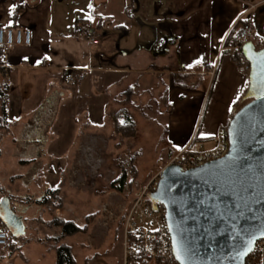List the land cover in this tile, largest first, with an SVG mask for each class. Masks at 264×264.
Masks as SVG:
<instances>
[{
  "label": "crops",
  "instance_id": "obj_1",
  "mask_svg": "<svg viewBox=\"0 0 264 264\" xmlns=\"http://www.w3.org/2000/svg\"><path fill=\"white\" fill-rule=\"evenodd\" d=\"M259 8L264 0H0V28L32 34L30 46L12 48L0 65L8 86L0 108V186L23 217L26 234L28 221L49 223L52 215L79 226L60 207L51 214V205L39 202L54 185L62 198L68 194L70 160L85 134H106L116 145L112 134L121 111L136 124L124 147L138 170L159 163L164 171L178 152L211 148L248 89V73L233 61L227 37L244 18L254 29L253 47L264 43ZM87 32H94L97 44L84 37ZM73 72L86 73L85 80L69 85ZM27 150L40 161L24 163L17 154ZM11 169L20 173L6 176ZM39 169L47 172L30 178ZM11 186L23 188L22 202L13 201ZM130 208L116 233L121 264ZM65 209L80 215L75 205ZM36 231L32 227L28 241L18 244L20 253L7 257L6 247L0 248V259L6 256L0 264H57L59 245L53 250L38 241ZM79 255H73L76 263Z\"/></svg>",
  "mask_w": 264,
  "mask_h": 264
},
{
  "label": "water",
  "instance_id": "obj_2",
  "mask_svg": "<svg viewBox=\"0 0 264 264\" xmlns=\"http://www.w3.org/2000/svg\"><path fill=\"white\" fill-rule=\"evenodd\" d=\"M242 53L250 66L243 98L249 101L228 123L227 154L193 170L167 167L148 196L166 210L178 264H244L264 239V47L248 43ZM0 221L12 237L26 235L7 196L0 201ZM181 243L191 249L188 258Z\"/></svg>",
  "mask_w": 264,
  "mask_h": 264
},
{
  "label": "rangeland",
  "instance_id": "obj_3",
  "mask_svg": "<svg viewBox=\"0 0 264 264\" xmlns=\"http://www.w3.org/2000/svg\"><path fill=\"white\" fill-rule=\"evenodd\" d=\"M260 10H264V8L257 10L258 18H260ZM263 46L264 43L259 44L257 48ZM247 101L241 102L240 107ZM112 138L116 141V145H113V142H111V137L108 138L103 133H100V135L88 133L79 140V151L73 153V158L70 160L72 162V169L68 173L69 183L67 182L66 185L68 194L64 198L61 197V193L58 195L62 202L60 210L53 205L50 206L51 208H48L51 214L58 210L62 211L60 214L64 217H73L77 224H79V227L85 228V231L63 238L60 243L56 244L53 241L46 240V238L54 237V231L57 230V227H48L46 225L55 220L53 215V221L49 223H45L41 219L40 223H37V220L27 222L29 229L26 235L28 237H30L32 227H35L37 229V237L43 238L44 242L48 243L53 250H55L54 247L64 243L71 246L73 255L75 252L81 251L82 256H77L76 264H87V261L91 260H93L92 264H121V240L116 241L118 224L125 215L129 205L131 206L138 197L140 191L148 186L152 188L155 184V179L160 177L164 169L161 168V164L152 163L151 165L149 164L148 168H141L139 171L130 162L133 153L127 152L124 147V143L127 140H122L115 133V130L113 131ZM17 156L24 159V163H30V161L36 163L40 161L34 152L28 150L19 155L17 154ZM123 170L127 173V182L125 189L121 192L113 187V183L121 176ZM44 171L47 172V169ZM44 171L39 169L35 173L33 172L34 176L31 174L29 176L36 180L35 176L40 172L44 173ZM18 173L20 172L11 169L6 176L16 177ZM41 177L40 173V177L38 176V178ZM10 181L13 185L17 182L16 178H11ZM142 181L144 182L142 183ZM44 187L45 181H43L40 187V194L44 193ZM11 188L13 187L11 186ZM20 188L18 187L17 192L13 188L12 195L14 196H12V199L15 202L20 200L19 197L23 196L24 191L21 190L23 188ZM57 188L58 186L54 185L48 191H53ZM0 190L1 195L6 194V190L3 187L0 186ZM15 195H18V198ZM12 205H14L13 202ZM74 205L79 209L80 215L75 210L65 209ZM40 225L43 226L40 227ZM45 234L47 237L43 236ZM59 234H61V231Z\"/></svg>",
  "mask_w": 264,
  "mask_h": 264
},
{
  "label": "built area",
  "instance_id": "obj_4",
  "mask_svg": "<svg viewBox=\"0 0 264 264\" xmlns=\"http://www.w3.org/2000/svg\"><path fill=\"white\" fill-rule=\"evenodd\" d=\"M251 9L254 6H250ZM85 33L84 37L91 43L97 44L98 37ZM254 38L251 23L242 19L236 44L230 48L232 53H239L242 47ZM32 34L30 31L0 28V47L5 52L6 62L10 50L18 46H30ZM6 68V65H5ZM244 71L249 72L245 66ZM86 78V73H72L67 78L69 85H75ZM229 150L228 124L220 125L213 139V146L201 152L181 151L172 159L171 165L178 166L184 171L197 169L208 163L222 159ZM160 177L155 179L154 186L144 188L134 200L124 222L123 264H178L174 255L172 236L169 231L166 210L161 206L154 207L149 195L158 189ZM10 245V232L5 228L0 230V248ZM244 264H264V239L258 240L252 252L246 257Z\"/></svg>",
  "mask_w": 264,
  "mask_h": 264
},
{
  "label": "trees",
  "instance_id": "obj_5",
  "mask_svg": "<svg viewBox=\"0 0 264 264\" xmlns=\"http://www.w3.org/2000/svg\"><path fill=\"white\" fill-rule=\"evenodd\" d=\"M237 26V25H236ZM235 26V27H236ZM101 27V24L99 25ZM238 35V31L235 32L233 29L232 32L229 34L226 40V47H232L236 44V38ZM256 50H258L257 47H255ZM5 50L3 47H0V65H2V56L4 54ZM233 61L235 64L239 67V69L242 72L244 71L245 66H249L247 60L245 59V56L242 53V50L239 53H232ZM77 73V72H73ZM247 73V71H246ZM249 73V72H248ZM8 93V86L5 84V75L3 73V70H0V108L2 107V99L7 95ZM245 94L241 99H239L235 104L234 108L235 110L233 111L230 119L234 115V113L239 110L241 107V102L243 101ZM244 105V104H243ZM115 128V133L121 137L122 140H128L133 138L136 135V124L134 120L128 116L127 112L121 111L117 116L114 124ZM123 173L121 176L113 183V187L122 191L123 187L126 186L127 182V173L125 170L122 171ZM1 191V190H0ZM60 194V190H55V191H50L48 192L47 196L39 202L40 204H50L53 205L57 208L61 207L62 202L61 199H59L58 195ZM5 195H2V198ZM8 196V195H7ZM10 199L11 197L8 196ZM157 206H161L159 203H157ZM37 223H40V220L36 221ZM1 227L5 228L3 223L0 221ZM48 227L53 226L61 229V234L51 237V238H46L47 241H53L54 243L58 244L63 238L74 236L80 232L85 231V228H81L78 225H76L74 222H69V221H64L61 219H55L53 222L50 224H46ZM29 237L25 235L24 237L21 238H14L10 235V245L5 248L6 250V256L11 257V255H14L16 253H20L21 251V246H19V243H26L28 241ZM38 241L44 242L45 240L43 238H38ZM57 252V264H76L75 259L72 254V249L65 245L64 243L60 244L58 248L56 249ZM4 256V258L6 257ZM2 258V259H4ZM0 259V260H2Z\"/></svg>",
  "mask_w": 264,
  "mask_h": 264
},
{
  "label": "snow or ice",
  "instance_id": "obj_6",
  "mask_svg": "<svg viewBox=\"0 0 264 264\" xmlns=\"http://www.w3.org/2000/svg\"><path fill=\"white\" fill-rule=\"evenodd\" d=\"M14 9H15V6H13V8H12L11 11H14ZM11 11H10V15H11ZM8 26H11V25L9 24ZM181 249H182V252H183L185 258H188V257L190 256L191 249L185 247V246L183 245V243H181ZM177 258L180 259V256L178 255Z\"/></svg>",
  "mask_w": 264,
  "mask_h": 264
}]
</instances>
